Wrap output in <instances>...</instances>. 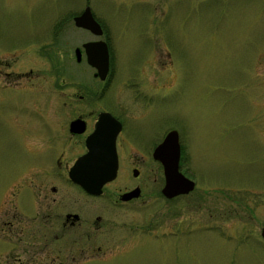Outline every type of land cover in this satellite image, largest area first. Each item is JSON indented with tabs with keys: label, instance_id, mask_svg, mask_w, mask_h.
<instances>
[{
	"label": "rangeland",
	"instance_id": "rangeland-1",
	"mask_svg": "<svg viewBox=\"0 0 264 264\" xmlns=\"http://www.w3.org/2000/svg\"><path fill=\"white\" fill-rule=\"evenodd\" d=\"M85 1L112 36L114 81L99 101L121 102L134 77L154 89L166 81L168 90L153 101V111L142 123L160 125L159 131L182 128L188 147L185 174L197 184L194 193L167 204L155 186L159 194L153 199L161 209L154 222L139 221L135 208L110 214L128 222L110 227L111 233L131 230L137 237L127 248L119 246L85 264H264V243L255 236L264 218L253 214L242 220L249 207L239 200L235 215L231 194L264 185V0H0V60L11 64L2 70L34 72L31 79L15 73L0 77V226L11 205L18 206L11 197L16 185L35 179L27 169L37 158L29 153L33 137L23 125L38 120L59 124L72 117L71 109L56 105L72 102V86L80 88L81 79L44 78L37 84V71L50 69L37 46L49 50V29L62 19L70 22L85 9ZM90 37L72 24V71L88 76L91 71L86 79L92 84L95 69L85 56L81 62L75 57V48L82 49ZM23 45V58L16 62V49ZM69 48L67 38L66 57ZM99 85L93 84L94 94ZM38 94L41 106L33 105ZM42 158L40 163L51 161L47 152ZM208 186H216L219 193L202 201L200 191ZM19 199L26 205L32 196L24 190ZM183 216L188 224L181 230ZM9 252L0 241V264H10ZM85 258L77 255L78 262Z\"/></svg>",
	"mask_w": 264,
	"mask_h": 264
},
{
	"label": "flooded vegetation",
	"instance_id": "flooded-vegetation-1",
	"mask_svg": "<svg viewBox=\"0 0 264 264\" xmlns=\"http://www.w3.org/2000/svg\"><path fill=\"white\" fill-rule=\"evenodd\" d=\"M87 2L85 1V8L89 7ZM83 11L71 16L70 22H64L65 19H62L49 29L51 36L49 42L51 48H48L49 50H44L46 45L37 46V48L40 47L39 58L41 61L45 60L50 68L45 72L37 71V84H41L44 78L81 80H79L80 88L78 90L72 86V102L56 105V107L60 106L61 110L71 109L72 117L60 120L59 124L53 121L38 120L23 125L30 137H33V147L29 153L34 157L37 156V158L27 167L31 171L30 177L35 178L31 180L33 183L21 182L20 185H16L14 190L17 192H13L11 197L19 202L18 206L16 203L11 205L8 211L12 214L7 211L5 220L1 222L0 233L2 236H0V241H4L10 249L8 253L10 264H17V260L20 264H85L88 261L102 259L107 256L109 251L118 250L119 246L124 247V249L127 248L137 237L131 230L124 233H111L112 228L109 229L110 227H116L121 223L127 225L128 222L111 219L110 214L126 208H135L137 210L135 217L139 221L145 218L146 221L154 222L158 209H161L160 206L155 205L153 199L159 194L155 192V186L157 190L160 189L162 202L165 204L187 197L197 189L196 184L195 190L191 193L171 199L163 194L166 181L165 168L160 161L155 159V150L170 132L177 131L181 146L179 171L188 177L184 167L188 155L186 136L179 126L159 131L157 127L160 125L156 127L154 123H142L143 118L153 111V101H157L168 90L166 81L163 87L154 89L144 85V81L140 77H134L128 85L130 91L122 94L121 102L103 104L104 102L99 101V97L106 94L114 81L112 36L109 27L94 13V18L101 26L103 35L99 37L89 30L80 29L90 34L91 39L87 42L102 40L108 44L111 61L110 71L106 79L102 81L99 77H95L97 74L95 70V80L92 78V84L88 83L86 79L87 72L72 71V24L76 27L75 19L82 15ZM67 38L70 44L69 57H66L63 49ZM85 43L81 44L82 59L84 56L86 58L83 48ZM25 47L26 45H23L16 49L19 54L14 61L18 62L20 57L23 58ZM78 49L80 48H75L76 60ZM5 67L10 69L11 64L0 60V77L3 73L5 77L15 73L23 79H31L34 75L31 70L29 72L3 71L2 69ZM91 74L90 71L89 76ZM97 79L101 81L102 86L99 85ZM72 84H74L73 81ZM93 84L99 85V93L94 94ZM36 90L42 92L39 88ZM149 90L153 91L149 92ZM39 97H41L39 94L32 97L33 105L38 106ZM111 106H115V108H111ZM56 107L54 111L58 110ZM112 110H117V112ZM103 113L111 114L120 125L117 127L119 133L116 140L119 168L116 178L103 187L101 195L95 196L87 193L82 186L75 183L70 173L78 159L88 153L87 140L95 132L96 124ZM154 137L159 140L154 144L146 143V139L152 140ZM140 142L144 144L141 145ZM45 152L50 154L51 161L40 163L39 160L43 159L42 154ZM32 165L36 166L31 167ZM24 190L30 192L32 200L26 205H21L19 196ZM109 190H111V195L107 193ZM244 191L245 194L240 193V191L238 193L230 192L236 199L235 215H237L236 207L237 200H239L246 204V207H249V214L242 216V220L245 221L253 214L257 219L264 218V185L256 187L255 190L247 189ZM137 192H139L138 195H136ZM217 193H219V188L208 186V189L200 191L201 200H206L209 195L216 196ZM238 196L241 198L238 199ZM67 200H70L71 203L68 204ZM94 202L100 203L95 204ZM218 222L219 220L213 224ZM178 223L182 230L188 224V220L183 216ZM135 226L141 231V225ZM263 229L264 225L258 235H255L258 241L262 243H264ZM169 234L172 232L167 235ZM20 244L26 247H18ZM77 255L86 256L85 262H78Z\"/></svg>",
	"mask_w": 264,
	"mask_h": 264
},
{
	"label": "water",
	"instance_id": "water-1",
	"mask_svg": "<svg viewBox=\"0 0 264 264\" xmlns=\"http://www.w3.org/2000/svg\"><path fill=\"white\" fill-rule=\"evenodd\" d=\"M75 25L78 28L89 30L96 36L103 35V30L95 20L90 7H87L82 15L75 19ZM83 47L88 64L97 71L96 77L105 80L110 71L108 44L100 40L88 42ZM76 55L80 62L82 51L78 49ZM118 126H120L119 122L111 114H101L95 132L87 140L88 153L78 159L70 173L72 180L91 195H101L103 187L116 178L119 168L116 149ZM180 155V137L177 131L170 132L154 153L155 159L160 161L165 168L166 181L163 194L170 199L189 194L196 187L193 180L179 171Z\"/></svg>",
	"mask_w": 264,
	"mask_h": 264
},
{
	"label": "bare ground",
	"instance_id": "bare-ground-1",
	"mask_svg": "<svg viewBox=\"0 0 264 264\" xmlns=\"http://www.w3.org/2000/svg\"><path fill=\"white\" fill-rule=\"evenodd\" d=\"M263 236V235H262ZM264 238V237H263Z\"/></svg>",
	"mask_w": 264,
	"mask_h": 264
}]
</instances>
